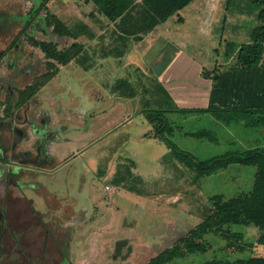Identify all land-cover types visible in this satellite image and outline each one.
<instances>
[{
	"label": "rangeland",
	"instance_id": "rangeland-1",
	"mask_svg": "<svg viewBox=\"0 0 264 264\" xmlns=\"http://www.w3.org/2000/svg\"><path fill=\"white\" fill-rule=\"evenodd\" d=\"M225 1L193 0L178 10L163 23L158 33L155 31L145 39L142 47L139 48L144 55L143 62H138L139 59L135 61L138 68L143 69L145 75L149 73L152 75L144 64L163 47L165 31L173 41L182 43L183 51L194 53L199 60H205L208 54L214 59L216 55L221 59L227 36L235 38L238 43L242 41L240 40L242 37L237 36L240 30L237 23H234L236 36L228 33L225 27L223 12L228 10ZM84 3L82 0H0V15L6 20V27L0 33V39L6 38V43L11 41L20 29V20L16 16H23L32 5H38L37 12L40 17L25 25V28L32 29L33 37L51 41L57 49L67 48L73 42L83 46H97L100 42L91 37L79 34L72 38L56 35L52 31V25L56 21L62 22L67 27H78L79 21L86 20L88 28L93 32H100L110 26V22L101 21L99 25L93 23L91 17L96 16L95 7ZM200 11H204V17L203 22L198 25L199 21L198 24L196 22ZM212 13L216 17L214 23L210 24L208 19ZM44 20L49 21L51 26H45ZM196 24L197 29H201L197 30ZM208 28L211 31L210 35H207ZM25 35L28 34L25 32ZM200 36L204 37V41L197 39ZM26 37L24 36L22 42L24 52L30 49V42L28 43ZM105 42L111 44L108 38L103 39V43ZM136 42L138 41H133L130 46L132 47ZM194 42L199 44L198 53L194 52L196 50ZM2 43L3 40L0 41V45ZM214 48L219 54L213 51ZM165 54V52L160 54V58L163 59ZM40 55L43 58V54ZM169 55L172 56V53ZM210 55L208 57H211ZM50 63L51 60L47 63L49 72L57 68L55 71L57 73L62 64L56 60ZM106 71L103 79L106 82L104 89L108 91L115 87V84L111 87V81L116 76L130 75L125 69L121 70L120 74L113 73L110 69ZM90 73L92 75L87 78ZM64 74L65 72L62 71L54 80L52 92L59 91L67 104L66 111L72 118L67 119V123L63 122L68 125L66 131L70 130L66 132L67 138L61 142L58 152L62 157H70L74 149L79 151V148L85 147L61 169V173H68L71 176L70 188L75 189L78 187V175L82 169L85 171L82 190L89 202L88 209L86 208L81 215L80 223L75 224V249L84 252L83 260L77 264H144L161 250L175 243L189 228L201 220L203 210L210 206L211 196L220 193L226 199L250 188L254 166L232 164L197 180L189 169L177 161L163 158L168 145L183 149L197 159H206L212 153L204 150V153L198 154L197 147L200 149L198 143L201 145L205 140L192 134L191 131L198 126L191 120L183 121L182 129H175V132L167 135L164 141L153 137V126L146 119L145 111L147 112L149 107H155V93L146 90L147 95L144 96L143 93L141 95L136 77L132 79V87L138 89L133 101L124 99V102L119 103L122 110L120 113L125 114L129 109L126 112L133 118L132 121L116 131L108 127L102 132L95 129L97 121L94 117L96 104L93 93L92 95L85 93V90L93 88V71L80 80L77 78L81 74L73 73L70 83L63 80ZM123 88V85L119 87V89ZM144 98L150 99V102L145 104ZM179 103L177 102L178 105ZM106 108L104 106V112ZM139 110H142L144 116L138 114ZM129 115L126 114V119ZM75 121L81 126L79 139L75 134L79 129L74 131ZM84 122L92 127L88 133L85 129L87 127L82 126ZM120 122H123V117L115 124ZM58 146L59 144L56 145L55 152ZM59 155L55 157L62 158ZM70 223L73 225L72 221ZM227 227L232 231L243 233L244 239L235 241L232 238L234 243L245 245L242 252L227 247L228 240L223 239L221 235L208 233L204 237L207 251L203 255H188L178 259L176 264H189L212 257L233 259L254 254L264 256V245L255 243V226L238 224ZM125 252L128 253L130 262L115 259V255L120 256ZM111 256L113 259L110 258Z\"/></svg>",
	"mask_w": 264,
	"mask_h": 264
},
{
	"label": "trees",
	"instance_id": "trees-1",
	"mask_svg": "<svg viewBox=\"0 0 264 264\" xmlns=\"http://www.w3.org/2000/svg\"><path fill=\"white\" fill-rule=\"evenodd\" d=\"M82 1L92 2L95 10L111 21V25L104 33L111 44L105 46L104 54L120 56L126 52L133 41L142 39L143 35L148 34L193 0ZM225 2L228 9L223 12L225 27L235 35L234 23H237L240 29L237 36L241 31L247 41L237 43L234 40H226L223 55L225 58L233 56V63L224 68L215 65L211 69L203 70V75L212 80L208 103L205 107H174L168 92L159 86L166 97L165 103L156 98L154 99L155 107H149L148 111H145L146 119L153 126V137L164 141L166 136L173 132V127L166 117V113L172 111L208 112L226 124L235 121L241 122L246 127L264 128V61L262 60L264 0H226ZM47 24L51 25L49 21ZM77 25L78 27H67L62 22L56 21L52 25V31L57 35L72 38L79 34L94 37L93 31L86 23L79 21ZM37 44L47 57H52L61 64H66L71 59L79 63L82 62L83 57H88L87 52L80 53L83 45L76 42L63 49H57L51 41H37ZM55 71L57 68L49 73L48 77ZM121 85L125 87L123 89H128L130 94L134 90L127 80L116 82L114 88ZM192 134L201 137L203 133ZM162 157L177 161L189 169L197 180L225 169L231 164L254 166L255 171L249 189L226 199L220 193L211 196L210 206L203 210L201 220L146 264H176L178 259L185 256L203 255L207 251L204 237L208 233L221 235L223 239L228 240L227 247L242 252L245 245L234 243L232 238L235 241L244 239L243 233L232 231L227 227L228 225L255 226V243L264 245V150L224 152L206 159H197L183 149L168 145V150ZM189 264H264V256L254 254L233 259L212 257L198 262H189Z\"/></svg>",
	"mask_w": 264,
	"mask_h": 264
},
{
	"label": "flooded vegetation",
	"instance_id": "flooded-vegetation-1",
	"mask_svg": "<svg viewBox=\"0 0 264 264\" xmlns=\"http://www.w3.org/2000/svg\"><path fill=\"white\" fill-rule=\"evenodd\" d=\"M37 11L38 5H32L25 15H15L20 29L0 45V264H77L84 252L75 249V224L89 205L82 190L85 171L72 189L71 176L61 169L85 146L70 157H55V146L70 130L65 124L69 113L59 91L47 104L39 95L56 73L48 77L47 63L54 58L37 44L43 40L25 28L40 17ZM5 23L0 15V33ZM24 36L30 42L25 52ZM114 257L131 261L127 252Z\"/></svg>",
	"mask_w": 264,
	"mask_h": 264
},
{
	"label": "crops",
	"instance_id": "crops-1",
	"mask_svg": "<svg viewBox=\"0 0 264 264\" xmlns=\"http://www.w3.org/2000/svg\"><path fill=\"white\" fill-rule=\"evenodd\" d=\"M84 4H92V2H85ZM93 5V4H92ZM95 11V12H94ZM94 13L96 16L91 17L93 23L99 25L101 21L103 22H110L103 14L98 13L94 9ZM197 24L199 21L203 22L204 17V11H200L197 15ZM216 16L212 13L209 17L210 24L214 23ZM83 20V19H82ZM243 20V19H242ZM82 22L87 23L86 20H83ZM164 23V22H163ZM163 23L156 26L152 31H150L148 34H146L142 39H139L138 42L133 43L132 47L129 46L126 52L120 56L115 54H109L105 56V50L108 44L110 43L105 42L103 43V39L107 38V36L104 34L106 31V28L104 30H100V32H93L94 37L91 39H95L98 42H100L97 46H90V45H84L83 49L81 50V54L84 52L88 53V57H83L82 62H75L74 59H71L66 64L62 65L59 69V71L52 77V79L44 86L42 87L41 93L43 94L42 99L44 100L43 103L47 104L50 101H53V98L56 99L58 96L57 93L52 92V86L54 84V80L58 78V75L64 71L65 74L63 76V80L70 83L71 77L74 75L73 73L77 72L81 75L78 76V80H80L82 77H85L86 74H89L90 71H93V78H94V85L93 88L90 87L88 90H85V93H90L92 95L95 102V111H94V117L96 123V128L99 131L103 132L104 128L112 127L113 131H116L119 127H124L126 124L131 122L133 119L129 113H127L126 110L125 114H121V104L119 103L124 102V99H127V101H133V98L137 94V90L134 89L133 92L128 91V89H119L118 88H110V90L104 89V71L109 70L113 71V73L120 74V71L125 69L130 74L129 76L119 75L114 78V80L111 81V87L112 84H116V82H119L120 80H127L129 84L132 83L133 78H137V85L140 89L141 95H147L146 90H151L152 93H155V99L162 100L164 103L166 101L165 95L162 93L159 86H162L169 94L170 100L173 101L174 107L177 108H203L208 103V96L210 92V88L212 85V80L210 77H206L203 75L204 69H211L215 65L220 68L227 67L228 65L232 64L234 61V57L231 56L229 58H225L224 55H222L221 59L218 58L219 56L216 55L215 59L211 57H208L205 60H199V58L194 53H188V51H183L184 48L182 47V43L178 41H173L172 37L168 34L167 31L163 33L165 36V41L163 43V47L156 53V55L148 60L147 63L144 65L148 67V70L152 72V75L150 73L148 75H145V71L143 69H139L138 65L135 63L136 59H139L138 62H141L143 60V54L139 50L140 47H142L143 42L145 39L151 35L154 34L155 31L158 33V29L163 26ZM196 24V29L198 25ZM201 29V28H199ZM197 29V30H199ZM164 30V29H163ZM228 33H232V31H228ZM211 31L210 28L207 30V35H210ZM83 36H86L85 34H81ZM105 35V36H103ZM229 35V34H228ZM157 36V35H156ZM87 37V36H86ZM241 42L247 41V39L243 36L242 32L240 31V34L238 35V38H241ZM167 38V39H166ZM171 38V40H170ZM197 39H201L204 41V37L200 36ZM227 40H234L237 42L238 40H235V38H231L227 36ZM172 41V42H171ZM199 41V40H198ZM238 43V42H237ZM195 49L194 52L198 53L200 52V47L198 42H194ZM224 48V47H223ZM213 51L216 54H219V52L216 50V48L213 49ZM141 52V53H140ZM165 52L168 54V56L165 54V57L160 58L162 53ZM169 53H172V56L169 55ZM161 54V55H160ZM262 60L264 61V50L262 53ZM88 61L90 63H88ZM143 62V61H142ZM89 64V66H87ZM130 70V72H129ZM133 71V72H132ZM108 73V71H106ZM90 75H87V78ZM121 76V77H120ZM151 76V77H150ZM132 77V78H131ZM115 82V83H114ZM151 85V86H150ZM133 86V85H132ZM125 88V87H124ZM44 92V93H43ZM128 97V98H127ZM143 97V96H142ZM61 98V97H60ZM144 103L150 102V99H143ZM62 105H67L63 98H61ZM177 102H180L179 105ZM125 105V104H124ZM104 106H106V111L104 112ZM126 114H128V118L126 119ZM139 115H143L144 113L142 110L138 111ZM92 115H89V117ZM123 117V122H120V119ZM166 117L170 123V125L173 127V134L176 130L182 129V122L185 120H191L192 123L197 125L198 127L191 131L194 132H202L201 138H203L205 143H201L200 149L197 147V152L204 153L205 151H208L212 153L210 155H218L224 152H232V151H245V150H251V149H259L264 150V128L261 127H246L241 122H235L231 121L230 123H224L222 120L217 119L215 116L211 115L208 112H179V111H172L167 112ZM72 117L68 114L66 119H71ZM118 122L117 124H115ZM85 123V122H84ZM84 123L82 126H84ZM79 122L75 121L74 126H80ZM91 126L88 128H85L87 130V133L89 129L91 130ZM78 132L75 130V134L77 135V138H80V129L78 127ZM96 131V130H95ZM65 136V135H63ZM67 137L65 136V139ZM200 138V137H197ZM85 143V142H84ZM58 149L61 145V142L58 143ZM83 144V142H82ZM56 147V146H55ZM207 153V152H205ZM58 154V153H57ZM56 154V155H57ZM208 155V153H207ZM61 157V156H60ZM232 165V164H231ZM241 169V168H240ZM249 171V170H248ZM251 173V172H250ZM252 175V174H251ZM254 176V175H253Z\"/></svg>",
	"mask_w": 264,
	"mask_h": 264
}]
</instances>
